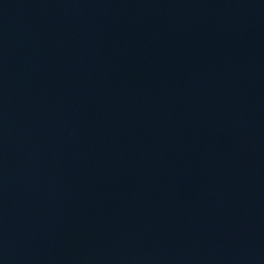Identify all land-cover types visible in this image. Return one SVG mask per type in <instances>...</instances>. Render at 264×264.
Here are the masks:
<instances>
[{"label":"water","instance_id":"95a60500","mask_svg":"<svg viewBox=\"0 0 264 264\" xmlns=\"http://www.w3.org/2000/svg\"><path fill=\"white\" fill-rule=\"evenodd\" d=\"M0 264H264V0H0Z\"/></svg>","mask_w":264,"mask_h":264}]
</instances>
